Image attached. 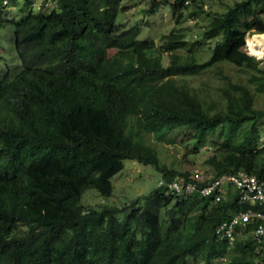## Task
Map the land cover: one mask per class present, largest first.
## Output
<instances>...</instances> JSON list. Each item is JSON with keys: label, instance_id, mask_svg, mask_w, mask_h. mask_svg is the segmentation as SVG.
Listing matches in <instances>:
<instances>
[{"label": "trees", "instance_id": "trees-1", "mask_svg": "<svg viewBox=\"0 0 264 264\" xmlns=\"http://www.w3.org/2000/svg\"><path fill=\"white\" fill-rule=\"evenodd\" d=\"M56 1L35 9L26 0L18 19L4 18L8 6H0V29L9 27L15 52L10 43L0 48V264H264L253 223L231 248L216 238L218 225L245 208L236 190L214 205L159 185L124 205L82 204L88 189L111 196L128 159L154 167L164 181L192 178L163 165L144 137L167 139L178 127L193 129L200 145L229 128L220 155L209 158L215 176L244 168L264 178L257 149L264 109L255 106L264 58L248 45L250 33L244 37L264 33V1L238 0L221 12L206 0H165L177 25L157 42L117 20L127 8L121 0ZM163 2L151 0L145 12ZM200 14L212 17L201 23ZM187 17L196 20L180 26ZM207 42L211 54L201 60L192 46ZM221 63L253 70L249 83L232 81ZM213 66L224 83L208 100L190 78ZM247 122L244 139L232 144Z\"/></svg>", "mask_w": 264, "mask_h": 264}, {"label": "rangeland", "instance_id": "rangeland-1", "mask_svg": "<svg viewBox=\"0 0 264 264\" xmlns=\"http://www.w3.org/2000/svg\"><path fill=\"white\" fill-rule=\"evenodd\" d=\"M15 1V2H14ZM238 0H206V7L211 11H224L228 6L234 4ZM35 9L40 8L43 4L49 8L51 2L54 0H35ZM151 0H121L122 6H127L126 10H120L117 20L123 21L128 27L133 28L138 25V37L153 38L157 42L163 33L169 32L176 24V18L172 14V11L167 4L163 2L160 9L153 14H147L145 8L149 7ZM43 3V4H42ZM33 5V4H32ZM7 8L4 10V18L21 17L23 12L27 11L28 5L26 0H11L7 4ZM198 20L203 23L208 21L212 15H197ZM196 18L187 17L180 22V26L192 25ZM197 29V28H196ZM197 33L198 30H196ZM248 45L251 47L254 54L259 57V51L261 48V41L264 43V33L247 32ZM195 37L194 33H188V38ZM257 35L255 46L252 48L251 40ZM244 37L242 41L244 40ZM0 48L3 52L9 50L11 42V35L9 27L6 25L0 29ZM260 39V40H259ZM210 43H204L200 45L192 46L196 54L201 60H206L210 57L211 48L208 46ZM151 54L156 51L155 45H150ZM12 49V46H11ZM13 54H15L12 49ZM184 59L188 57V54L181 50L179 51ZM165 59L168 60V56L165 55ZM15 59V57H11ZM166 60V62H167ZM222 70L231 76L232 81L249 83V77L253 70L243 66L238 67L231 63H221ZM218 67L213 66L198 76L191 77L193 85L202 90V95L208 100H213L218 97V87L224 83L221 75L217 72ZM250 87L254 89V84L251 83ZM255 106L259 109H264V90L255 92ZM261 132V137L257 142V149L261 150V156L264 158V118L258 123ZM252 123L247 122L241 125L231 143L241 141L244 139L246 132L251 128ZM227 127H219L216 129L207 139L205 144L200 145L199 140L195 136V131L188 127H178L173 129L168 135L167 139L157 140L153 133H146L144 135L147 143L155 146L158 150V154L162 159L163 165L168 168H174L179 171H188L194 177L199 179L208 178L215 175L216 168L209 162L211 155H220L218 151L223 148V144L227 138ZM162 174L157 169L150 165L140 163L136 159L126 160L125 167L117 172L113 178V192L111 196H104L98 190L88 189L83 197L82 204L87 207H92L98 204H113L124 205L129 203L133 198L141 196L144 193L152 190L161 181ZM122 216V214H121ZM243 236V233L240 234ZM190 264H206V261L202 258L190 259ZM211 264H224L222 260L216 259Z\"/></svg>", "mask_w": 264, "mask_h": 264}, {"label": "built area", "instance_id": "built-area-1", "mask_svg": "<svg viewBox=\"0 0 264 264\" xmlns=\"http://www.w3.org/2000/svg\"><path fill=\"white\" fill-rule=\"evenodd\" d=\"M34 1L33 3H35ZM9 2L11 0H0V6H5ZM56 2L54 0L50 6L52 7L53 3ZM260 41L263 52L259 57L264 58V43L262 40ZM158 185L165 187L168 193L185 196L198 195L210 198L212 205L226 201L233 190H236L238 192V201L245 208L235 211L230 218L218 225L216 229L217 240L225 242L227 248H231L237 236L246 229L247 224L253 223V238L260 245H264V178H260L257 174L241 168L233 172H225L217 176L212 175L204 179L177 175L169 181L161 179ZM222 259H225V257H222Z\"/></svg>", "mask_w": 264, "mask_h": 264}, {"label": "bare ground", "instance_id": "bare-ground-1", "mask_svg": "<svg viewBox=\"0 0 264 264\" xmlns=\"http://www.w3.org/2000/svg\"><path fill=\"white\" fill-rule=\"evenodd\" d=\"M258 51H259V53H258L259 55H261V54H262V52H263V50H258Z\"/></svg>", "mask_w": 264, "mask_h": 264}, {"label": "clouds", "instance_id": "clouds-1", "mask_svg": "<svg viewBox=\"0 0 264 264\" xmlns=\"http://www.w3.org/2000/svg\"><path fill=\"white\" fill-rule=\"evenodd\" d=\"M7 5H5V7H6ZM4 7V6H3ZM5 10V9H4Z\"/></svg>", "mask_w": 264, "mask_h": 264}]
</instances>
